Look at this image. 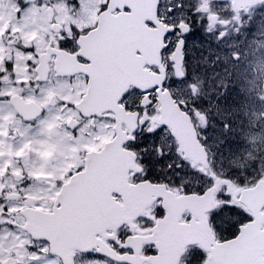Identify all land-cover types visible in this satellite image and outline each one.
<instances>
[{
  "label": "snow or ice",
  "instance_id": "snow-or-ice-1",
  "mask_svg": "<svg viewBox=\"0 0 264 264\" xmlns=\"http://www.w3.org/2000/svg\"><path fill=\"white\" fill-rule=\"evenodd\" d=\"M13 2L14 19L0 12V97L54 71L59 91L41 88L24 118L58 104L49 135L63 128L72 143L55 169L29 176L20 164L32 142L14 149L0 116V145L15 151L0 147V264H264V153L231 166L246 148L237 110L222 106L235 92L229 63L241 60L223 42L252 25V8L227 0L220 24L214 0ZM204 47L207 77L190 71ZM48 144L37 147L51 160Z\"/></svg>",
  "mask_w": 264,
  "mask_h": 264
},
{
  "label": "rangeland",
  "instance_id": "rangeland-1",
  "mask_svg": "<svg viewBox=\"0 0 264 264\" xmlns=\"http://www.w3.org/2000/svg\"><path fill=\"white\" fill-rule=\"evenodd\" d=\"M207 2L208 0H204V3L201 5L205 10L207 9ZM58 6L63 8V4ZM15 8L14 2L11 5L9 0H0V12H3L7 19H12ZM212 8L213 13L209 16L210 21L215 23L217 19L215 14L219 12L220 16L223 18L220 20V24L226 23L229 18L225 13L226 8L214 5H212ZM41 20H44L42 16H37L35 12L32 13V25L36 28H40ZM262 21H264V13L263 9H260L253 15L252 25L246 31H242L240 35H236L234 29H229L228 38L223 42L225 50H229L233 53H240L241 55V60L238 65L230 62L228 66V72L231 73V83L235 86V92L233 93L234 102L229 101L227 104L222 105L224 107L235 108L237 110V118L241 121V127L235 136L236 138H243L246 150L231 157V166L240 170L251 165L258 153H264V103H262L264 102V44L259 43V41L264 38V24L261 23ZM44 23H46V20H44ZM219 30L222 31L223 29L221 28ZM257 33L261 35H256ZM253 39H256L257 43H250ZM229 45H231L230 49ZM215 47L216 46L213 45V48ZM205 56H207L209 61L212 60V56L209 55V49L207 47L197 48L191 58V63L193 64L196 74L207 77L214 69L207 67L203 63ZM216 70L220 72V77L227 78V73L222 65ZM19 71H22L21 65H19ZM241 88L244 89L243 92L240 91ZM19 90V88L14 89L13 93L19 92ZM6 105L7 104L0 102V116L6 117L4 123H6V121L17 122L14 119L12 110ZM52 116L53 115L50 114L42 121L45 127H48V122L52 120ZM24 130L23 127H19L18 125L17 131L23 132ZM25 134L28 136L27 132ZM39 134L41 133H37L36 135ZM44 141V139H35V143L39 144ZM20 143V141H17L18 146ZM70 143L72 142L68 140L65 141L64 148L61 145L60 139L54 138L52 141L54 149L52 151H54L56 155L52 159L58 162V157H63V154L66 153V146ZM7 149H5V153L10 156ZM33 152L37 157H31L29 167L30 174L41 171L45 165H47L50 170L49 164L52 159L43 158L40 155L39 149H35ZM13 153L15 155V151ZM1 186L3 185H0V187ZM39 188L40 186L37 185L31 186L33 192L38 191Z\"/></svg>",
  "mask_w": 264,
  "mask_h": 264
},
{
  "label": "flooded vegetation",
  "instance_id": "flooded-vegetation-1",
  "mask_svg": "<svg viewBox=\"0 0 264 264\" xmlns=\"http://www.w3.org/2000/svg\"><path fill=\"white\" fill-rule=\"evenodd\" d=\"M9 2L12 5L13 0H9ZM257 2H259V0ZM212 5L219 6L215 2V0L212 3ZM15 7H16V5H15ZM217 13H219V12H217ZM14 18H15V11H14V15H13L12 19H14ZM43 30L47 31V28H45ZM32 34H34V33H32V32L28 33V35H32ZM42 39H43V37H41V40ZM0 53H3L4 55H7V51L4 50V49H0ZM17 59L19 60V57H17ZM19 65L20 64L17 65V68H16L17 71H19ZM190 71H194L193 64L191 62H190ZM5 79H7V77H5ZM60 79H61V82H63V78H60ZM57 80H58V78L55 76L54 71L53 72H49V80L48 81H44V82H40V86L39 87H36L35 85L29 86V87L20 89L19 92L13 93V95H16V98L18 100H20V101L23 100L25 102H27L32 97H35L37 100H42L44 98L45 93H42L40 91V89L44 88L46 91L52 90V89H56L57 91H59V89L56 88ZM0 102L7 104L6 106L9 107L12 110L14 119L17 121V122H15V121H6V123H4V127L6 129L7 128H11V129H13L15 131V136H14L13 139L10 140V145L13 146L14 149H19L21 146H23L25 144V142H28V141L32 142V146L33 147L31 149V154H29V152L26 151L24 153V155H23V159H22V162L20 164V167L27 168L29 176H34L36 174V173L30 174V170H29L30 163H31V157H37V155L34 154L33 150L39 149L37 147L39 145V143H35V139H38V140L44 139L45 141H49L48 147L51 150L54 149L53 145H52V141H53L54 138L60 139L61 145L64 148H65V146H64V142L65 141L68 140L69 142H72L71 139L66 135L65 130L63 128L54 130V132L50 136L48 127H45L43 125V123H42V121L44 119H46L48 117V115L52 114L53 115L52 118H53L57 114V111H58V108H59L58 104L49 103L47 105V107L41 111V115H40L39 118H37L36 120H34L32 122L26 123V122H23L20 118H18L16 116L13 106L10 104V100H8V99H6L4 97H0ZM18 125H19V127H23L25 130L23 132L17 131ZM26 132L28 133V136H26V134H25ZM37 133H41V134L36 135ZM21 140H23L25 142H23ZM17 141L21 142L19 144V146L17 144ZM0 147H3L4 150L7 149V146H4V145H0ZM13 152H14V150L10 151V156L11 157L15 156ZM66 154L67 153H64L63 157ZM63 157H58V162H57V160L52 159L50 164H49L50 165V170H53V169H55L57 167V165H60L62 160H63ZM5 163H6V165L5 166L3 165L2 168L0 169V174L1 175H3L4 169L7 168L8 161H6ZM14 175L18 176L19 172L15 171ZM8 183H9L8 186L11 187L12 186L11 180H9ZM36 185L41 187V185L38 184L36 181H33L31 186H36ZM1 187H3V186H1ZM15 196H16V192L15 191H9L7 193V197L9 199H11L14 204L16 203V201L13 199Z\"/></svg>",
  "mask_w": 264,
  "mask_h": 264
},
{
  "label": "water",
  "instance_id": "water-1",
  "mask_svg": "<svg viewBox=\"0 0 264 264\" xmlns=\"http://www.w3.org/2000/svg\"><path fill=\"white\" fill-rule=\"evenodd\" d=\"M153 31V35H155V30H152ZM14 104V106H15V108H16V110H17V113L19 114V116H21L22 118H23V120H25V121H29V120H26L24 117H25V115H33L34 114V112H31V111H27V110H24V109H22V108H19L20 107V105L18 104V103H16V102H14L13 103ZM181 124H183V121H181Z\"/></svg>",
  "mask_w": 264,
  "mask_h": 264
}]
</instances>
